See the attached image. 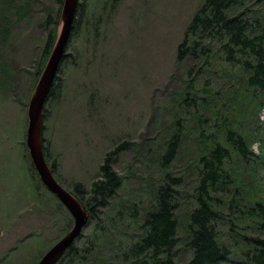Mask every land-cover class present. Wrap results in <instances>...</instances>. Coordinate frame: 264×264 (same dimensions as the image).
I'll list each match as a JSON object with an SVG mask.
<instances>
[{
  "label": "rangeland",
  "instance_id": "1",
  "mask_svg": "<svg viewBox=\"0 0 264 264\" xmlns=\"http://www.w3.org/2000/svg\"><path fill=\"white\" fill-rule=\"evenodd\" d=\"M7 1L29 3L31 11L18 21L11 10L7 19L13 35L3 45L6 61L20 77L15 92H0V264H38L74 225L68 210L34 178L26 146L32 94L28 77L37 72L43 42L37 25L46 16L45 7L55 17L61 16V7L53 0ZM205 1L120 0L112 18L104 0L87 5L88 27L79 30L68 48L71 67L63 68L60 86L47 105L50 165L56 163L55 178L68 191L75 184L90 190L109 152L126 142L132 149L114 165L122 179L114 205L95 221L89 215L81 233L79 245L92 243L86 264H120L123 258L129 264L124 252L140 237L144 210L170 174L181 179L175 260L186 264L192 257L188 212L196 204L197 162L201 150L215 142L231 152L225 165L231 184L216 196L222 200L218 239L231 251L220 264H242L245 237H264L263 219L250 214L257 204L264 205V94L249 86L243 68L226 60L221 36L202 39L210 48L204 55L177 62L179 45ZM248 8L246 18H259L255 27L264 30V0H252ZM178 121L184 128L181 148L163 170L157 158L166 152ZM227 128L248 139L257 161L245 162L225 143ZM132 207L137 209L134 218L127 210Z\"/></svg>",
  "mask_w": 264,
  "mask_h": 264
},
{
  "label": "trees",
  "instance_id": "2",
  "mask_svg": "<svg viewBox=\"0 0 264 264\" xmlns=\"http://www.w3.org/2000/svg\"><path fill=\"white\" fill-rule=\"evenodd\" d=\"M53 1L60 5L62 10L64 0ZM250 1L252 0H206L196 13L183 42L179 45L177 62H182L187 56L194 59L204 55L205 50H210V48L208 45H204L202 39L221 36V39L226 42L221 48L226 55V60L233 66L238 65L243 68L249 75V86L264 94V30L260 31L255 27L257 23L260 24L261 22L259 18H255L254 15L246 18ZM89 2L90 0H80L68 48H71L79 30L88 27L85 19L88 14L87 5ZM8 3L10 9L7 11ZM119 3L120 0H104V6L109 8L107 11L108 18H112L117 12ZM0 10L7 12L6 14L0 12V92H15L19 88L20 72L10 65L8 60L6 61L3 54V45H7L8 39L13 35L12 23L10 22V26L8 25L7 16L12 10V14L16 15L17 20L23 21L28 17L31 7L29 3L18 5L7 0H0ZM44 10L46 16L37 25L43 35V42L38 52L37 72L30 78L28 77V89L31 93L55 43L60 20L59 14L55 17L49 7H45ZM70 57L71 54H65L44 108L43 150L49 165L50 156L46 138L47 105L52 101L60 86V74L63 68L71 67L68 62ZM187 97H189V93L186 94L185 100H188ZM178 123H175L178 129L172 134L166 152L161 155V158L159 156L157 158L159 166L163 170L167 169L177 159L181 148L184 128L180 127L181 121ZM225 143L231 146L247 163L252 164L254 163L253 160L257 161L259 158L250 150L248 139L238 131L227 128ZM131 149L132 145L126 142L109 152L104 158L98 178L92 183L90 190L81 184H75L72 187L73 192L71 193L86 208L90 215V222L97 220L104 209H109L114 205L122 186V179L115 171L114 165L120 154ZM230 157V149L221 142H215L211 149L205 148L200 152L197 162L199 181L196 187V204L195 208L188 212V247L192 252V257L186 264H220L230 258V249L222 245L218 239L217 223L221 218L218 207L220 208L222 200L216 198L217 195H223L231 184V176L225 166ZM50 167L56 176V163L53 162ZM30 169L39 186L42 187L32 163H30ZM166 176L163 184L158 187L156 192L154 191L153 205L151 203L144 210L142 224L139 225L141 233L138 236L140 237H138L137 242L130 245L127 252H124L126 258L130 256V259L127 258L131 260L129 264H178L175 259L177 256L176 247L178 246V213L181 207L179 201L181 179L172 177L171 174ZM42 188L45 192L47 191L44 187ZM59 206L64 208L60 203ZM133 208L136 209V207ZM121 209L124 210L123 206ZM132 209L127 208V210L132 211L131 216L134 218L137 215V209L136 211ZM121 212L120 210L117 213L118 217H120ZM250 212H252L250 214L255 212L264 221V205L257 204ZM262 227L264 228V224ZM69 230L70 228L65 229L61 237ZM81 237L82 234L67 250L58 264H86L84 259L87 258L86 254L92 246L89 245V241L86 245H79ZM245 240L248 246L245 251H242V264H264V237L250 236L245 237ZM123 261L120 264H125L124 258Z\"/></svg>",
  "mask_w": 264,
  "mask_h": 264
},
{
  "label": "water",
  "instance_id": "3",
  "mask_svg": "<svg viewBox=\"0 0 264 264\" xmlns=\"http://www.w3.org/2000/svg\"><path fill=\"white\" fill-rule=\"evenodd\" d=\"M79 3L80 0H64L55 43L28 103L26 146L31 163L42 186L60 201L74 219L72 229L44 254L38 264H58L89 221L84 205L55 178L43 150L44 108L67 53Z\"/></svg>",
  "mask_w": 264,
  "mask_h": 264
}]
</instances>
